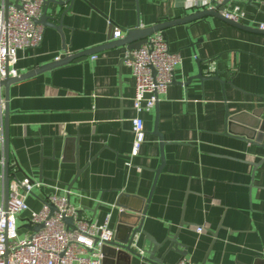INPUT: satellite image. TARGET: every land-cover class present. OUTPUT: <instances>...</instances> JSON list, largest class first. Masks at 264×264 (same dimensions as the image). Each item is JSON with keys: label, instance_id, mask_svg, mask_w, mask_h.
Returning a JSON list of instances; mask_svg holds the SVG:
<instances>
[{"label": "crops", "instance_id": "obj_1", "mask_svg": "<svg viewBox=\"0 0 264 264\" xmlns=\"http://www.w3.org/2000/svg\"><path fill=\"white\" fill-rule=\"evenodd\" d=\"M239 1L246 11L239 22L245 29L206 16L164 30L180 60L174 81L142 114L145 138L135 157V84L130 66L122 63L126 46L11 83L8 146L15 168L10 176L40 183L27 197L30 208L39 211L50 194L66 195L89 220L103 223L109 216L113 229L125 218L122 211L139 214L142 229L157 242L175 235L190 262L264 264V147L227 132L230 116L264 120V30L259 28L264 0ZM213 5L214 0H44L42 41L18 51V74L107 43L111 26L125 35ZM205 60L210 64L203 65ZM208 70L220 80L207 77ZM200 71L204 78H192ZM0 93L4 102V87ZM4 120L0 102L3 127ZM155 127L165 156L156 181L161 148ZM261 138L264 144V134ZM76 155L83 169L69 189L77 174ZM29 217L27 211L17 221L25 233L34 226ZM144 239L140 233L138 252ZM147 257L113 261L154 264ZM180 259L179 252L169 250L163 263Z\"/></svg>", "mask_w": 264, "mask_h": 264}, {"label": "built area", "instance_id": "obj_2", "mask_svg": "<svg viewBox=\"0 0 264 264\" xmlns=\"http://www.w3.org/2000/svg\"><path fill=\"white\" fill-rule=\"evenodd\" d=\"M225 0H214L213 8ZM44 0H0V80L18 75L16 67L18 51L40 45L43 25L38 23L42 15ZM233 21L240 22L246 11L239 0H229L220 11ZM259 28L264 30V23ZM123 31L113 26V40L123 37ZM60 57H57L59 59ZM95 58V56H93ZM125 61L132 70L135 92L132 120L134 135L131 156L141 150L145 138L142 114L150 111L157 103L158 94L165 92L174 81V67L179 55L169 49L161 31L152 33L140 48L128 52ZM0 102L4 107L0 93ZM4 127L0 122V147L4 145ZM0 264H103L102 247L114 238V229L109 227L108 218L103 223L85 218L69 201L66 195L50 194L39 211L30 208L27 197L32 187L40 183L29 177H11L8 198L5 199V157L0 155ZM50 204L56 210L51 212ZM30 212L32 224H43L35 233L20 236L18 218ZM122 211V209H121ZM63 217H71L67 224ZM199 232L204 231L198 227ZM139 253L143 254L142 251ZM175 264H198L180 259Z\"/></svg>", "mask_w": 264, "mask_h": 264}, {"label": "water", "instance_id": "obj_3", "mask_svg": "<svg viewBox=\"0 0 264 264\" xmlns=\"http://www.w3.org/2000/svg\"><path fill=\"white\" fill-rule=\"evenodd\" d=\"M9 0H5V3H8ZM229 2V0L223 1L222 4L217 5L214 8H205L203 10H198L192 14H188L183 17L175 18L172 20H167L164 22H160L158 24H155L153 26H149L147 28H134L129 30L123 37L113 40V26H111L109 31V41L105 44L95 46L92 48H88L86 50L80 51L78 53L74 54H63L60 56L59 59L39 66L36 69L29 71L24 74H18L15 77L6 76L4 79L0 80V88L4 87L5 89V97H4V111H5V120H4V155H5V199L8 198V191H9V181L11 178V169L15 168V166H11L10 163L12 160L9 158V146H8V116H9V90L11 83L18 81L20 79L26 78L28 76H31L37 72L48 70L50 68H54L69 62H79L82 60H85L88 55L94 54L99 50L115 47V46H126L127 51L131 52L132 50L140 48L144 43L147 42V37L150 36L152 33H155L157 31H161L164 34V30L166 28H169L171 26L182 24V23H189L194 20H197L199 18H203L206 16H214L216 18H219L225 22H229L230 24H233L234 26L238 28L245 29L246 26L243 24L233 21L231 19H228L224 17L220 11H222L226 4ZM46 18V15H41L36 21L38 23L44 24V19ZM126 58L122 59V63L125 62ZM210 60L202 61L203 65L210 64ZM207 77L214 78L217 80H220V77L218 74L213 75V72ZM192 78H204L203 72L200 71L197 76H194ZM191 78V79H192ZM239 116H230L228 118V126H227V132L234 135L237 138L243 139L246 142L253 143L256 145H262L264 147V144L261 142V137L264 134V120H262L261 116H257L255 118V122H247V121H241L238 119ZM153 133L157 135L160 139V148H161V165L155 170L156 176L155 181L163 167L164 164V142L163 137L160 133H158L156 127L154 128ZM74 161L77 164V174L74 177V179L69 183L68 187L69 189L73 188V183L75 182L76 178L80 174L83 168L79 167V162L77 155L74 158ZM16 167L19 169L18 164ZM51 212L56 210V207L54 204H50ZM138 213V212H137ZM142 214V213H140ZM122 215L125 218H121L120 222L117 223L116 227L114 228V238L113 241L110 243L104 245L102 247V254H103V264H114L115 259L121 257V256H127L128 258L132 255H139L144 256V253L148 255L147 259L153 262L154 264H164L163 259L167 252L169 250H175L179 252L182 256V259L186 258V246L180 243L175 235H170L165 240L161 242H157L149 233H147L145 230L142 229L143 226V220L142 216L139 214H127L126 212L122 211ZM64 222L67 224H70L72 222L71 217H63ZM43 227V224H35L32 228V232L35 233L38 230H40ZM142 233L145 236L144 243L142 244V252L143 254L138 252V248L136 246V243L138 241L139 234ZM145 240L149 241V247L145 248ZM166 242H169L167 245V248L164 250L163 254L161 256H157L159 249L164 246ZM114 260V261H113ZM205 264V263H203Z\"/></svg>", "mask_w": 264, "mask_h": 264}, {"label": "rangeland", "instance_id": "obj_4", "mask_svg": "<svg viewBox=\"0 0 264 264\" xmlns=\"http://www.w3.org/2000/svg\"><path fill=\"white\" fill-rule=\"evenodd\" d=\"M26 231H25V229L24 228H22V229H19V234H20V236H22L24 233H25Z\"/></svg>", "mask_w": 264, "mask_h": 264}]
</instances>
